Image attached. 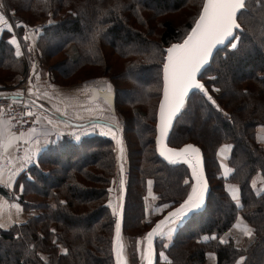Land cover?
I'll return each mask as SVG.
<instances>
[{
	"label": "trees",
	"instance_id": "1",
	"mask_svg": "<svg viewBox=\"0 0 264 264\" xmlns=\"http://www.w3.org/2000/svg\"><path fill=\"white\" fill-rule=\"evenodd\" d=\"M23 3L33 16L20 17L17 8L10 5V9L13 21L20 24L17 32L25 46L28 26L51 18L41 28L35 49L53 85L75 86L100 77L110 81L120 116L115 126L128 148L129 167L126 183L122 181V210L116 215L109 204L119 168L112 136L103 130L87 134L79 129L71 136L50 140L39 163L30 166L33 177L22 171L15 179L13 193L31 213L9 228L0 227V264H118L114 246L117 219L121 233L135 248L134 236L143 237L144 220L150 212L147 194L151 192L158 204L168 205L166 211H171L183 203L195 183L187 162H171L159 153V110L145 111V105L156 97L159 106L166 50L183 42L204 0ZM191 6L194 12L182 23L169 17ZM237 15L241 25L235 30L237 39L215 51L198 73L223 111L207 101L202 91L192 89L164 138L168 148L188 144L200 148L209 193L206 203L190 211L176 229L165 248L168 261L162 262L157 251L155 264H207L209 253L215 254L216 264H234L240 257L242 264H264V147L256 140L257 129L264 126V0H246ZM10 35L5 30L0 36V69L11 73L0 76V89L11 85L17 74L25 75L33 62L31 46L16 56ZM237 42L233 49L231 44ZM58 54L62 56L59 63H51ZM152 87L158 94L152 93ZM223 148H229V153ZM257 175L263 180L260 194L252 184ZM230 184L239 189L238 199L232 198ZM0 195L9 198L12 193L0 185ZM29 195L34 197L30 203L25 200ZM239 215L252 228L241 248L232 237L221 242ZM131 231L136 234H129ZM154 239L157 250V244L164 243L157 236Z\"/></svg>",
	"mask_w": 264,
	"mask_h": 264
},
{
	"label": "snow or ice",
	"instance_id": "2",
	"mask_svg": "<svg viewBox=\"0 0 264 264\" xmlns=\"http://www.w3.org/2000/svg\"><path fill=\"white\" fill-rule=\"evenodd\" d=\"M246 6V0H204L202 11L199 13L198 18L194 22V26L191 31L187 33L182 43L172 44L167 48L166 62L163 65V99L159 105V124L157 137V144L160 147L161 155L167 154V158L171 162L177 160H183L188 163L192 169V177L195 183L192 185L191 192L187 198L175 208L169 212L162 220H159L155 227L146 234L147 249L144 252L143 258L147 261V264H152L153 257V237L156 235H163L165 232V225H169L167 229V235L171 238L172 231L174 230L175 223L182 219L188 212L199 208L204 202V193L207 189V180L203 174L200 161V150L193 145H185L183 148H168L163 142L167 135L168 129L172 124L173 117L180 112L184 106L185 97L188 95L190 89H197L203 92V95L207 98V101L211 102L218 110L219 105L208 93L205 85L198 79V73L207 64L212 50L218 45L222 44L227 38L233 36V32L241 27L238 23V12L243 10ZM3 7V5H0ZM19 27L20 24H16ZM25 28L27 25L24 26ZM13 24L9 23L5 14L0 11V32L7 30L11 32ZM29 37L25 34L24 39ZM233 39H237L233 37ZM10 43L16 46V56L22 55L20 44L17 38L13 35L10 37ZM232 48L238 47L237 43L231 44ZM31 50V49H29ZM38 78V77H37ZM110 87V86H109ZM214 91L219 89L214 88ZM31 91V89H29ZM32 115V113H28ZM227 116V113L224 114ZM49 124H52L51 120H48ZM100 127L107 128L105 134L112 135L117 140V144H121L122 141L116 136V132L112 126L101 125ZM35 129L30 128L27 133L21 132L17 135L15 132L10 131V124L7 121L0 120V149L7 151L15 141L19 139H26V141L32 145L23 157L24 165L33 163L34 158L40 151L41 142L39 139H34ZM79 138V137H77ZM230 147V146H224ZM123 152V148L120 149ZM149 181V185H151ZM185 183H188L186 180ZM233 199H238L237 193L239 189L233 186L230 189ZM111 203V202H110ZM17 210H20L19 205H14ZM167 207V205H163ZM160 211L161 209H156ZM113 213L118 215L116 208H113ZM0 227H4L0 224ZM239 227V224L236 225ZM244 235L251 236L252 230L247 226L243 229ZM214 238V237H213ZM207 239V237H205ZM221 242H226L221 238ZM115 251L117 256H120L123 250V242L121 239V225L119 219L116 222V236L114 240ZM67 251L66 249L64 250ZM163 255V254H161ZM165 259H167L165 257ZM243 260V257H241Z\"/></svg>",
	"mask_w": 264,
	"mask_h": 264
},
{
	"label": "rangeland",
	"instance_id": "3",
	"mask_svg": "<svg viewBox=\"0 0 264 264\" xmlns=\"http://www.w3.org/2000/svg\"><path fill=\"white\" fill-rule=\"evenodd\" d=\"M0 5H3V7H0V11H2L5 14V16L8 19L9 23L13 24V28L11 30V35L9 36V39L13 35L17 38V40H18V42L20 44V47H22V49H23V52H22L23 54L26 53L24 48L31 46L32 49H33V55H32L33 62H32V64L30 66H28L27 73L25 75L17 74L11 80L12 81L11 85H10V83L7 84V86L8 85H10V86L7 87V86L2 85V87L3 88L5 87L6 91L12 90V91H15L16 94H22V95L25 94V95H29L30 97H34L35 95H32V93H29L27 91V89L24 88V87H28L29 83L32 84V83L35 82L37 84V81H38L37 77H39V76L47 77L50 81L52 80V77H51L49 71H47L46 66H44L43 64L42 65L39 64L40 63L39 52L37 51V49H35V47L37 46L38 34L41 32V28L44 25L50 23L51 22V18L49 16L48 18L46 17V18L40 19L39 21H36V22L33 23V25H35V26H28V30L26 31V34H27V36L29 38L26 39L28 44H27V46H25L26 44L24 45V41L19 37V34L17 32L18 30H17V27L15 26L16 23H15V21H13L14 11L10 9V5L14 6L15 8H17L19 10L18 14L20 15V17L28 18L29 16H33V15H31L29 13V11L25 10L26 9V5L23 3V0H0ZM41 8L44 11L45 5L43 4L41 6ZM194 10H195L194 6H191L190 8L187 7L186 9L181 10L180 12L171 13L170 14L171 16H169V17H171L177 23H182L184 20H186V18H188V16H190V14H192V12H194ZM8 12L10 14L9 16L7 15ZM11 13H12V16H11ZM193 15H192V17H193ZM166 16H168V15H164L163 17H166ZM10 18H11V20H10ZM30 20H35V17H32V19H30ZM160 29H158V31H160ZM4 31L0 32V36H1V34ZM156 34L157 35H155V37L156 36L158 37L159 32L156 33ZM25 57L27 59V55ZM61 57H62L61 54H58V56H56V58H54V59L52 58L51 63H55V62L59 63ZM49 60H51V59H49ZM0 76L1 77H3V76L9 77V76H11V73L9 71L5 70V69L4 70L0 69ZM42 77H40L41 80L42 81L45 80ZM68 81L69 80H67V79L65 80V82H68ZM44 83L46 84V82H44ZM84 83H87V84H85V88H82V87L79 86L80 90H77L76 88H73L71 90V92H69V90H68V88L71 89L70 86H67V85L62 86L61 89L64 91V95H65L64 97H66V95H68L67 93L74 92V90H75L76 93L82 92L81 89H83V91L85 90V92H87V87H89L90 85H93V86H97V88H99V87L100 88H105L107 91L113 92V94L115 95L114 96V102L110 103L112 105L109 106L110 104H107L105 101H103L101 99L99 100V97H97L98 100H96V102H95V100H93L94 98L91 96L90 97L91 100L90 99L89 100L93 101V102L89 103V100L87 99L88 98L87 95H89V94L86 95V94L82 93L81 97L84 95V103H81L82 100L78 101L76 99V96L78 94H75V95L72 96V98L71 97L68 98L69 99V103H72L73 106H72V108L69 109L67 118L69 120H72V121H75V122H77L78 116L81 119L83 117V119L89 120V121H87V120L84 121V122H86V127L83 128L84 130H81V131H83V132H85L87 134H93L94 131H101V130L106 132L107 128L100 127L101 125L112 126L113 130L116 132V136L118 137L119 135H118V130H117L116 126H113L112 124H109L108 122H105V123L94 122V120H105V121H110V123L111 122L114 123V125H119L120 116H119V112L116 110V105H115L116 104V101H115L116 92L112 89L110 81L107 78H104V77L101 78L100 77L99 79H95L93 81L92 80H89V81L87 80ZM23 84H25V86ZM78 85H80V84H78ZM152 93L158 94V90L155 89V87H152ZM68 99H64L63 98V101H64L63 103L66 104V100H68ZM162 99H163V95H162ZM157 101L158 100H157L156 97L149 99V101L145 105L146 106V108H145L146 110L145 111L151 110L152 108H154V110L157 108L156 111H158L159 110V106H158V103H156ZM59 104H62V103L59 102ZM41 121H42V119H41ZM68 127H69V130L67 129L66 130L67 132L58 133L56 136H54L55 138L53 140H55V139L57 140L58 138H56V137H58V136H60V138H62L63 137L62 135H70L71 136L72 135L71 133H74V131L70 132L73 129L72 128L73 126L68 125ZM40 130L42 131V133H46V134L52 135V131H49L48 126L43 121H42ZM261 130H263V131L261 132ZM261 134H264V126L258 128L257 129V134H256L257 142L259 143L260 146L264 147V140L259 138V136ZM120 137H122L121 134H120ZM112 138H113V136H112ZM119 139L122 141V143L119 144V145L117 144V140L114 139L115 142H116V147H117L118 166H119V168H118V172H117L118 174H117L116 181H115V183H114V185L112 187L113 195H111L112 196V198L110 200L111 203H109L111 208H112V211H113V208H116L117 213H119V210H120V207H121V202H122L121 198H122V195H123V190L125 189V184L123 186L122 181H124L126 183V178H127V174H128V167H129V159H128V151H127L128 148H127V146L125 144L124 138L122 137V138H119ZM121 147L123 148V152L120 151ZM222 151L224 153L228 154L229 153V148H223ZM21 153L22 152H16L17 155H20V157H23L25 154H21ZM40 153L38 155V158L40 156ZM38 163H39V161L37 159L33 163H29V164L24 165L23 168H21L20 167L21 165H20L19 168H17L11 175H10V170H2V171H0V180L2 179V180L5 181L6 179L9 180V177H10V179L13 178L9 185H5V186H8L6 188L11 191L12 196L9 197V198L4 197V199L0 198V224H3L5 228H9L10 225H13L15 223L17 224L19 222H22L23 220L27 219V216L29 215V213H31V212H27V211L24 210V207L19 202L20 200H19V198L17 196V193H13V189H14V182H15V179L17 178V176L22 171H26V173H28L29 177L32 178L33 175H31V173L29 172L30 166L33 165V164H38ZM228 186H229V189H231L234 185L230 184ZM254 191H255L256 194H260V193L263 192V180H262L261 177H260V183L258 185H256V188L254 189ZM25 200H28V203H30V202L34 201V197L29 195V197L25 198ZM146 200L148 201L146 209L149 208L150 212L147 214L146 219L144 220V222H145L144 235L145 236L143 235V237H142V236H140V234L139 235H135L136 234L135 231L129 232V234L135 235L134 237L136 239V241H135L136 245H135V248H134V247L131 246V242H130L131 239H129L127 235L121 233V239H122L124 247H123V250L120 253V256L119 257L117 256L118 257L117 261L120 262V264H147V261L143 258L144 252L147 249V240L145 239L146 234L149 231H151L150 228L152 226V223L157 218L159 219L166 212L169 213V212L174 210V209H172L171 211H166V209L168 208V205H167V207H163V205L158 204V199L151 192L147 194ZM14 205H19L20 210L18 211L17 208L14 207ZM158 208H160L161 210L157 211L156 209H158ZM35 212H37V211H35ZM188 213L185 216H187ZM185 216L175 223V226H174V230L175 231L184 222ZM238 218L235 221L236 223H242V225L244 224L245 226H248L245 223V220L243 219V217L241 215H239ZM156 221H158V220H156ZM168 227H171V226L165 225L164 234H167ZM248 227L252 230V228L250 226H248ZM148 228L150 229L149 231L147 230ZM237 228L238 227H236L234 229V227H232L226 234H224L223 237H225L226 239H229V237L230 238L231 237L234 238V240L236 241V246L241 248L242 245L244 244V241L246 240V238H244L245 235H244V232H243L244 227L241 228V229L240 228L237 229ZM163 235H159V236L156 235V236L158 238L159 237L162 238ZM156 236H154V238ZM240 238L244 239V241H243V243L241 245H239L238 242H237L238 240H240ZM164 249H165L164 248V244H161V245L157 244V250L156 251H158L160 254L162 252H164ZM133 251H136V252L133 254ZM116 254H117V252H116ZM211 254L212 253L208 254V257H207L208 260H209ZM210 262H211V259L209 260L208 263H210Z\"/></svg>",
	"mask_w": 264,
	"mask_h": 264
},
{
	"label": "crops",
	"instance_id": "4",
	"mask_svg": "<svg viewBox=\"0 0 264 264\" xmlns=\"http://www.w3.org/2000/svg\"><path fill=\"white\" fill-rule=\"evenodd\" d=\"M7 15L8 16L10 15L9 12L7 13ZM11 16H12V13H11ZM10 20H11V18H10ZM40 77H42V76L38 77L37 84L35 82L32 83V84L29 83V86L28 87H24V88H26L29 93H32V95H35L34 96L35 98L32 97V99L34 101H36L41 106V108L43 110V112L40 113V119H42V121L45 122V124L49 128V131H52V135H49V134H46V133H42L41 130H39L36 133V135L34 136V139H39L42 146L40 148V151L37 153V156L34 158V161H36L38 159V155L42 151L41 149L44 148L45 146H47V144L50 142V140L55 138L54 136H56L58 133L67 132L66 131L67 129L69 130L68 125L73 126L72 127L73 129L70 132H72V131L75 132V131H77L79 129H83V128L86 127V122H84V121L87 120V119H83L82 116H81L82 119L79 118V116H78L77 122L69 120L67 118L68 111L73 106L72 103H69V99L68 98H70V97L72 98L73 95L78 94L76 96V99L78 101L82 100L81 103H84V95L81 97V94L84 93L86 95L89 94V95H87L88 96V98H87L88 100L92 96L94 98L93 100H95V102H96V100H98L97 97H99V100L101 99V100L105 101L107 104H110V103L114 102V96H115L113 94V92L107 91L105 88H100V87L97 88V86L90 85L89 87H87V92H85V90L83 91V89H81L82 92L76 93L75 90H74V92L67 93L68 95H66V97H64L65 96L64 95V91L61 89L62 86L53 85L51 83V81L47 77H42L43 79H45V80L42 81ZM44 82H46V84ZM85 84H87V83L83 82L80 85L70 86L71 89L68 88V90H69V92H71V90L73 88H76L77 90H80L79 86L82 87V88H85ZM29 89H31V91H29ZM14 93H15V91H12V90L6 91L5 89H0V94L14 95ZM15 95H16V93H15ZM63 98L64 99H68V100H66V104L63 103L64 102ZM90 100H89V103L93 102V101H90ZM59 102L62 103V104H59ZM111 105L112 104H110L109 106H111ZM48 120H51L52 124H49ZM87 121H89V120H87ZM94 122H101V123L108 122L109 124L114 125L112 122L110 123V121H105V120H94ZM10 131H11V129H10ZM262 131L263 130H261V132ZM259 138L264 140V134H261L259 136ZM21 140H26V139H19V140L15 141V143L11 147H9L7 149V151H4L3 149H0V171H2V170H10V175H11L23 163V157L24 156L20 157V155L16 154V152H18L17 151V146H18V144L20 143ZM30 147H32L31 144L29 145V147L23 149V151H21L22 152L21 154H25V152ZM12 179H10V177H9V180L6 179L5 181L1 179L0 180V185H2L4 187H8V186H5V185H9L11 183ZM259 183H260V176L257 175L256 177H254V179L252 181V184L256 188V185H258ZM0 198L4 199V197L2 195H0ZM237 224H239V227L237 229H239V228L241 229V228L245 227V225L243 224L244 225L243 226L242 223H236L235 226H234V229L236 228ZM174 235H175V230L172 231L171 238H169L167 234H164L162 236V238L159 237L158 240L159 241L162 240L164 242V248H167L168 245L170 244V242H172V239H173ZM157 236H159V234ZM246 237L247 236L245 235L244 238H246ZM223 239L225 240L226 238L223 237ZM243 241H244V239L240 238V240H238L237 242H238L239 245H241L243 243ZM165 251L166 250L164 249V252L161 253L163 255H161L159 253V258H160V260L162 262H167L168 261V256H167V253ZM165 257L167 259H165ZM210 259H211V262L208 263ZM209 260L207 262L208 264H216V256H215V254H211ZM242 263H243V260H241V257H240V258H238L236 260V262L234 264H242ZM118 264H120V262H118Z\"/></svg>",
	"mask_w": 264,
	"mask_h": 264
},
{
	"label": "built area",
	"instance_id": "5",
	"mask_svg": "<svg viewBox=\"0 0 264 264\" xmlns=\"http://www.w3.org/2000/svg\"><path fill=\"white\" fill-rule=\"evenodd\" d=\"M25 85V84H23ZM43 110L41 106L29 95L0 94V120L7 121L10 129L19 135L21 132L27 133L30 128H34L35 134L41 129L40 113ZM32 113V115H28ZM26 140H21L17 146V151L29 147Z\"/></svg>",
	"mask_w": 264,
	"mask_h": 264
},
{
	"label": "water",
	"instance_id": "6",
	"mask_svg": "<svg viewBox=\"0 0 264 264\" xmlns=\"http://www.w3.org/2000/svg\"><path fill=\"white\" fill-rule=\"evenodd\" d=\"M235 36V30H234V32H233V36H231V37H229V38H227L222 44H218L213 50H212V55L210 56V58H209V60H208V62H207V64H205L204 65V67H206L208 64H209V62H210V60H211V57L213 56V54L215 53V51H217L219 48H221V47H224L226 44H228V43H230L232 40H233V37ZM175 44V43H174ZM203 67V68H204ZM202 68V69H203ZM201 69V70H202ZM192 89H190L189 90V92H188V94L190 93V91H191ZM187 97V96H186ZM186 97H185V100H186ZM158 135H159V131H157V137H158ZM119 138H120V134H119V136H118ZM189 145V144H188ZM190 145H193V144H190ZM156 146H157V149H158V151H159V153L161 154V151H160V147L158 146V144H157V138H156ZM185 146V145H184ZM184 146H182L181 148H183ZM194 147H196V148H198L199 150H200V148L198 147V146H196V145H193ZM165 155H167V154H165ZM200 161H201V167H202V169H203V154H202V151L200 150ZM203 174H204V176H205V178H206V175H205V172H204V170H203ZM207 180V179H206ZM207 189H206V191H205V194H204V202H203V204H205L206 203V200H207V196H208V193H209V183L207 182ZM124 199V198H123ZM122 203H123V200H122ZM123 205V204H122ZM178 208V207H177ZM122 210V206H121V209H120V211ZM165 216H167V214L165 215ZM165 216H163L161 219H159V220H162ZM158 220V221H159ZM157 221V222H158ZM156 225V224H155ZM155 225H154V227H155ZM152 244H153V257H152V264H155V262H156V259H157V251H156V247H155V239H154V237H153V240H152Z\"/></svg>",
	"mask_w": 264,
	"mask_h": 264
}]
</instances>
